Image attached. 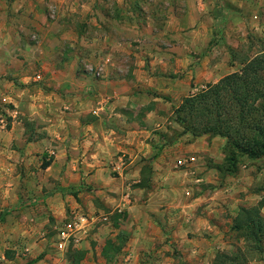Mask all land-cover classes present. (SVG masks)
Returning a JSON list of instances; mask_svg holds the SVG:
<instances>
[{
  "label": "crops",
  "instance_id": "obj_1",
  "mask_svg": "<svg viewBox=\"0 0 264 264\" xmlns=\"http://www.w3.org/2000/svg\"><path fill=\"white\" fill-rule=\"evenodd\" d=\"M92 3L97 9L107 7L101 0ZM15 4L8 1L11 7ZM199 14L160 19L163 26H157V17H58L60 21L53 22L46 33L44 25L35 21L43 24L44 17H0V98L11 106L3 110L11 119L9 126L3 130L0 126V212L16 208V200L10 197L14 189L3 179L21 159L31 164L25 169L31 181H38L40 190L47 189V206L38 217L42 221L50 217L61 227L75 215H85L68 193L85 187L93 193L90 198L99 200L94 199L97 207L92 206L93 200L88 201L89 210L126 212L127 221L120 229L131 233L126 245L133 253L132 261L161 264L168 259H163L168 250L179 251L184 262L213 260L221 229L232 225L240 207H252L259 198L247 194L246 186L239 183L244 179L241 171L226 176L220 190H207V184L218 179L214 169L221 160L215 148L217 137L191 140L186 134L165 143L166 135L181 132L169 118L181 99L193 94L200 66H191L185 75L172 78L170 72L176 74L191 65L183 50L185 45L193 49L195 44L162 45H169L171 39L179 43L178 37L200 38L199 27L205 26L207 17L204 12ZM186 23L189 25L184 27ZM54 25L55 31L50 33ZM17 30L34 35L36 45L14 46V39H20ZM172 49L179 51L174 61L170 59ZM17 55L22 60H16ZM16 80L26 86L16 88ZM23 119L32 123L29 133ZM181 140L189 142L182 145ZM163 152L185 153L174 164L182 157L196 158L191 169L177 168L185 177L182 192L171 187L175 181ZM199 155H207L214 163L202 166ZM45 157L50 164L42 168ZM36 164L40 167H34ZM145 167L150 173L143 172ZM194 179L201 184L193 185ZM141 181L147 186L135 187ZM157 181L169 184L157 190ZM27 196L31 195L27 192ZM94 214L90 217L96 221L100 216ZM261 214L264 217V209ZM31 217L32 212L26 218L32 221ZM157 219L162 230L168 231L169 241L157 228ZM104 229L116 230L112 225ZM100 234L103 230L94 234V240L102 241ZM82 236L73 243L81 245ZM220 243L225 247L222 238ZM173 259L170 256L169 261Z\"/></svg>",
  "mask_w": 264,
  "mask_h": 264
},
{
  "label": "rangeland",
  "instance_id": "obj_2",
  "mask_svg": "<svg viewBox=\"0 0 264 264\" xmlns=\"http://www.w3.org/2000/svg\"><path fill=\"white\" fill-rule=\"evenodd\" d=\"M8 1L9 4L15 1V7L9 6ZM101 1L107 4L106 8L97 9L96 6L93 7L92 0H0V17H44L43 24L39 20L35 21L40 25H44L43 30L46 33V31H49L50 27H52L51 25L53 22L60 21L58 17H105L107 15L110 17H157V26H163L164 21L160 19L165 20L166 17H191V15H195L198 11L200 12L199 16H201L204 12V17H207V19L205 26L203 27L202 25L199 27V33H202L200 38L196 37L192 39L190 37V39H183L178 37L179 43H177V40L171 39L170 43L168 42L169 45H162L164 48L177 45L183 47L185 45L183 43L188 44L194 41L195 47L193 49L191 48L192 46L185 45L184 47L187 48L183 50L184 53H186V57L192 60L191 65L189 66V64H187L186 67L184 66L185 69L181 68L176 74L170 72L172 78H180L185 75L191 66H200V70H196L194 83L198 82V84L193 94L203 89L205 85L218 80L220 77L238 71L245 60L252 58L256 53L264 49V0ZM25 5H27V7ZM188 5H190V7H188ZM15 25L18 27L19 23L15 22ZM56 25H54L50 33H54ZM187 25L189 24L186 23L184 27ZM195 29L196 27H194L193 30ZM188 30H191V28L189 27ZM17 33L20 39H14V46L24 48L25 44L32 46L33 44L36 45L38 42L35 43L37 39L34 35L29 34L26 36L20 30H17ZM179 51L181 53L182 50L179 49ZM179 51L175 49L171 50V52H174H170L172 56L170 58L171 61H174L173 58L176 57V53H179ZM16 60H22V56L17 55ZM23 86H26V84L16 80V88H22ZM3 89H6V87H3ZM189 95H192V93H189ZM10 107L11 106L7 104L5 100L2 102L0 98V126L2 130L9 126L11 120L6 114H3V110L4 108L9 109ZM26 132L29 133V131ZM158 134L159 132L157 131V135ZM207 141H209V139ZM215 141H218L215 143V148H217V151L220 153V162H222L223 154L221 148L224 144V140L218 138V140ZM219 141H222V146H219ZM188 142L189 141L181 140L182 145H186ZM161 155L170 165L168 172L175 181L171 184L172 189L182 192V181L184 182L185 177L183 173L175 167L174 160L184 156L185 153L163 152ZM199 157L203 160L202 166H207L208 164V166H211L214 163L207 155H199ZM217 160L216 158V161ZM13 164L14 165L11 166L12 170L9 174L10 176H6V179H3V181L4 183H11V188L14 189V192L10 197L14 198L17 204L16 208L12 209L13 211H4L2 209L0 212V264H27L31 261H33V264H142L139 259L132 261L133 253L132 251L130 252L129 247L127 250L126 244L131 238V233L120 229V226L126 223L127 216L124 220H116V223L119 225L118 229L107 232L104 228L111 227L117 211L106 214L105 212L95 213L93 210H89V204L87 202H92L93 200L92 206L94 204V206L97 207L94 199L97 201L99 200L98 198H90V195L93 193L85 187L82 191L68 193H71L76 202L79 203L80 209L78 211L80 213L85 214V216L89 215L86 217L90 219L93 218V216L90 217V215L94 213V215H99L100 217L94 222L91 229L78 240L79 242L81 241L82 246L75 242L72 243L67 250H60L58 248L57 238V229L60 225L58 226L55 224L54 220L52 219V221L50 217H46L43 221L38 218L40 216V209L47 206L45 202L47 189L43 188L40 190L39 186H37L39 182L31 181L33 178L27 175L25 169L29 168L28 166L31 164H27V162L21 159H18ZM37 166L40 167L39 164H36L34 167ZM30 167L31 170L35 171L33 166ZM240 171L243 173L244 179L239 183H241L242 186H246L247 194H255L260 199L262 193L258 192V190L264 183V158L249 160L243 156L240 157L238 160V172ZM204 172L202 174H204ZM216 174L218 179L215 182L217 184H207L208 187L210 186L207 189L210 192H213L214 188H216L215 190H220L223 185L225 186V177H221L218 173ZM176 183L178 184L176 185ZM167 184L169 183L157 181V190L166 187ZM27 192L31 196H27ZM80 193H82V196L79 195ZM195 193L197 192L194 191V195ZM239 193L244 195V192ZM1 194H3V192L0 190V196ZM165 207H167V205H165ZM101 208L102 206L100 205V210ZM31 212L32 221H29L26 217L28 213ZM102 215L106 216V219H103L104 216ZM152 216L153 215H151V217ZM69 218L70 217H68L66 221H68ZM22 220L27 221L22 222ZM158 227L161 228L162 237L166 241H169L168 231L162 230L163 226L160 225L157 219V228ZM230 228L231 226L226 225L224 229H221L220 234L222 237L219 236L218 245L214 246V250L229 253L236 250L238 247H242L241 241L237 239V234L231 231ZM100 230H103V234L99 236L102 241L94 240V234ZM120 233H123L124 236L122 237H125L122 252L114 258V260L107 263L101 256V249L104 246L102 243L105 242L103 237L105 236V239H114L117 235H121ZM206 238L211 237L206 236ZM221 238L225 242V247L220 246ZM212 242L213 241H210V243ZM171 251L168 250V254L163 258L165 259L167 257L168 259H165L166 261L164 260V263L161 264H201L195 260L184 262L180 259L179 251ZM7 252L13 253L11 259H7L5 256ZM81 252L83 253V258L80 262L76 263L75 260L79 255L78 253ZM170 256L174 258L172 262L169 261ZM202 259L203 258L198 257L197 260L201 261ZM212 261L213 260L209 259L205 264H212ZM244 264H264V253L257 259L247 260Z\"/></svg>",
  "mask_w": 264,
  "mask_h": 264
},
{
  "label": "trees",
  "instance_id": "obj_3",
  "mask_svg": "<svg viewBox=\"0 0 264 264\" xmlns=\"http://www.w3.org/2000/svg\"><path fill=\"white\" fill-rule=\"evenodd\" d=\"M170 122L177 124L181 132L164 138L170 144L181 135H189L191 140L203 136L224 140L221 148L223 160L214 169L221 177L234 176L238 172V160L264 158V49L252 58L245 60L242 67L221 77L215 83L207 84L200 91L181 99L173 108ZM25 131H30L32 123L23 119ZM27 140H30L28 137ZM50 164L46 157L42 168ZM143 172H149L145 167ZM147 186L145 181L135 187ZM262 195L252 207H240L232 220L231 231L237 234L242 247L231 252H217L212 264H244L247 260L257 259L264 253V183L258 190ZM126 212L115 213L112 226L119 228L118 219H126ZM114 239H106L101 256L108 263L121 254L125 243L123 233ZM58 238V230H57ZM72 244L69 243L66 250ZM75 262L83 258L78 253ZM7 259L13 253L7 252ZM27 264H33V261Z\"/></svg>",
  "mask_w": 264,
  "mask_h": 264
},
{
  "label": "built area",
  "instance_id": "obj_4",
  "mask_svg": "<svg viewBox=\"0 0 264 264\" xmlns=\"http://www.w3.org/2000/svg\"><path fill=\"white\" fill-rule=\"evenodd\" d=\"M96 77L100 76L99 73H95ZM4 102V100H2ZM196 162L194 156H186L176 160L175 167L180 170L191 169ZM193 175V173H192ZM202 181L199 179L193 180V185H199ZM186 196H190L188 191L185 192ZM93 218H88L85 215H75L70 221L64 223L58 230V248L60 250L66 249L69 243L76 241L78 235H85L94 224Z\"/></svg>",
  "mask_w": 264,
  "mask_h": 264
}]
</instances>
